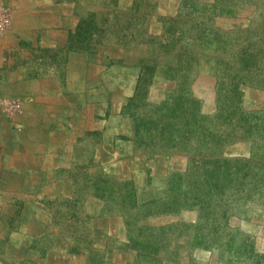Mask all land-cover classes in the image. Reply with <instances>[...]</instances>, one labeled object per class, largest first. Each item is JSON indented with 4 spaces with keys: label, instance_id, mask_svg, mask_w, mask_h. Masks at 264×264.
Here are the masks:
<instances>
[{
    "label": "rangeland",
    "instance_id": "obj_1",
    "mask_svg": "<svg viewBox=\"0 0 264 264\" xmlns=\"http://www.w3.org/2000/svg\"><path fill=\"white\" fill-rule=\"evenodd\" d=\"M83 1L69 48L110 45L100 74L132 77L114 135L130 146L70 167V196L33 200L53 230L26 250L55 243L51 264H264V0Z\"/></svg>",
    "mask_w": 264,
    "mask_h": 264
},
{
    "label": "crops",
    "instance_id": "obj_2",
    "mask_svg": "<svg viewBox=\"0 0 264 264\" xmlns=\"http://www.w3.org/2000/svg\"><path fill=\"white\" fill-rule=\"evenodd\" d=\"M0 2L12 6L11 25L0 33V98L17 96L22 105L14 119L0 117V213L8 211L0 219V231L8 232H0V256L49 264L58 255L55 243L46 256L26 250L32 238L53 230L37 207L32 210L33 200L70 196V167L102 155L112 165V141L130 146L114 135L122 129L116 112L132 77L114 75L117 64L100 74L101 54L112 64L110 45L92 52L69 48V32L90 6L83 0ZM105 79L112 85L102 91Z\"/></svg>",
    "mask_w": 264,
    "mask_h": 264
},
{
    "label": "built area",
    "instance_id": "obj_3",
    "mask_svg": "<svg viewBox=\"0 0 264 264\" xmlns=\"http://www.w3.org/2000/svg\"><path fill=\"white\" fill-rule=\"evenodd\" d=\"M12 13L9 5L0 2V32H4L11 25ZM0 106L7 114H14L21 108L18 98L1 97Z\"/></svg>",
    "mask_w": 264,
    "mask_h": 264
}]
</instances>
